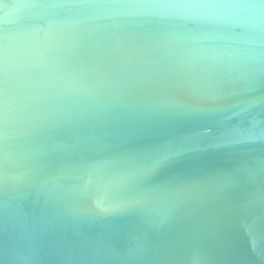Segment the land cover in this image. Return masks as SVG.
I'll list each match as a JSON object with an SVG mask.
<instances>
[{"label": "water", "instance_id": "1", "mask_svg": "<svg viewBox=\"0 0 264 264\" xmlns=\"http://www.w3.org/2000/svg\"><path fill=\"white\" fill-rule=\"evenodd\" d=\"M0 264H264V0H0Z\"/></svg>", "mask_w": 264, "mask_h": 264}, {"label": "clouds", "instance_id": "2", "mask_svg": "<svg viewBox=\"0 0 264 264\" xmlns=\"http://www.w3.org/2000/svg\"><path fill=\"white\" fill-rule=\"evenodd\" d=\"M197 137H198V139H200V140H202V139H210L211 138V133H210V130H207V131H201V132H199V133H197ZM183 147V145L182 144H178L177 145V148L178 149H180V148H182ZM162 162V161H161Z\"/></svg>", "mask_w": 264, "mask_h": 264}]
</instances>
